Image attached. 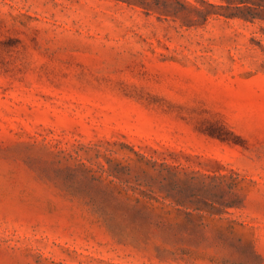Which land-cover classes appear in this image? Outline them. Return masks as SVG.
I'll list each match as a JSON object with an SVG mask.
<instances>
[{
	"label": "rangeland",
	"instance_id": "obj_1",
	"mask_svg": "<svg viewBox=\"0 0 264 264\" xmlns=\"http://www.w3.org/2000/svg\"><path fill=\"white\" fill-rule=\"evenodd\" d=\"M0 264H264V0H0Z\"/></svg>",
	"mask_w": 264,
	"mask_h": 264
}]
</instances>
